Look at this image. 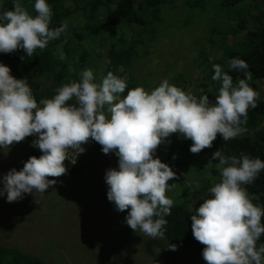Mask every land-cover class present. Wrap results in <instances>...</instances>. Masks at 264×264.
Returning a JSON list of instances; mask_svg holds the SVG:
<instances>
[{
	"label": "clouds",
	"instance_id": "9594fccd",
	"mask_svg": "<svg viewBox=\"0 0 264 264\" xmlns=\"http://www.w3.org/2000/svg\"><path fill=\"white\" fill-rule=\"evenodd\" d=\"M34 8L33 16L14 0L13 10L0 14V53L22 49L32 57L66 32L67 23L50 28L53 13L47 0H35ZM60 59L66 57L61 54ZM228 66L244 71L245 78L234 84L221 65H213L212 80L220 83L215 102L208 95L197 99L167 79L150 92L136 87L125 96L126 77L110 71L97 83L91 69L83 70L78 82L57 88L52 98L37 102L26 80L15 78L10 67L0 63V149L8 151L35 135L33 146L43 153L4 176L0 196L6 194L11 203L24 194L45 193L67 173L69 152L83 153V145L92 140L104 154L115 152L119 158L118 170L106 172L108 200L117 211H128L126 223L132 230L164 238L174 204L166 193L177 174L155 158L158 147L179 134L192 141L190 151L198 154L212 147L218 134L227 142L246 133L248 110L258 107L259 93L247 82V62L233 58ZM213 166L222 179L191 216L192 234L204 245L203 259L206 264H264V244L257 245L264 235V207L254 204L258 196L244 187L264 171V160L244 154L229 157L217 150L205 169ZM199 187L197 183L193 191ZM168 248L175 251L177 246Z\"/></svg>",
	"mask_w": 264,
	"mask_h": 264
},
{
	"label": "trees",
	"instance_id": "16d2710c",
	"mask_svg": "<svg viewBox=\"0 0 264 264\" xmlns=\"http://www.w3.org/2000/svg\"><path fill=\"white\" fill-rule=\"evenodd\" d=\"M220 1V8L204 13V5L209 3L208 0H47L53 13L50 28L67 23L66 32L50 41L45 49H37L32 57L26 56L22 49L9 54L0 53L15 78L26 80L37 102L52 98L56 89L63 84L78 82L83 70L91 69L94 73L98 54L96 47L102 48L100 51L105 57L104 76L111 71L121 78L126 77L125 96L136 87H143L150 92L167 79L170 84L197 99L208 95L210 101L215 102L220 83L212 80L215 74L213 65H221L232 76L235 84L238 79L245 78V72L230 69L228 62L233 58L247 62L246 71L251 73V80L247 82L259 93L258 107L249 108L247 124L243 125L250 133L227 142L218 134L212 147L198 154L190 151L192 141L180 135H172L158 147L155 158L172 167L177 176L169 181L174 187L166 193L174 204L171 215L166 217L165 237L146 243L145 249L150 254L167 243L176 245L187 255L203 258L204 245L192 234L191 216L196 214L204 199L210 198L209 188L222 179L215 166L205 169L217 150H222L229 157L235 155L239 158L244 154L264 160V89L261 90L258 85L264 82V0ZM20 2L27 11L30 10V14L36 15L35 0ZM13 7L14 0H0V14L13 10ZM184 11L189 12L185 20L192 19L197 24L192 31L205 35L193 39L195 69L191 73L177 72L167 67L169 69L165 77L155 80L150 73L139 79L136 65L144 57H149L155 45L176 33L188 32L183 24L177 26L178 22L184 21L183 18L179 19L180 13ZM204 17L208 19L204 20ZM61 54L66 59H60ZM68 103L74 104L75 100ZM88 144L100 145L92 140ZM29 155L40 157L43 153L33 147ZM216 162L213 161L214 165ZM65 166L67 173L59 179L81 177L87 170V163L79 157L71 160L68 156ZM197 183L200 187L193 191ZM244 187L250 195L258 196L253 203L264 207V171L253 184ZM101 196H107V193L102 192ZM113 208L116 210L114 204ZM116 212L126 221L128 211ZM260 244H264V235L257 242L258 246ZM0 264L48 263L18 248L0 246Z\"/></svg>",
	"mask_w": 264,
	"mask_h": 264
},
{
	"label": "rangeland",
	"instance_id": "374dc122",
	"mask_svg": "<svg viewBox=\"0 0 264 264\" xmlns=\"http://www.w3.org/2000/svg\"><path fill=\"white\" fill-rule=\"evenodd\" d=\"M208 1L204 13L221 7L220 0ZM188 14L181 12L179 19L184 21L177 23V26H186L188 32L176 33L155 45L149 57L136 65L139 79L151 73V78L158 80L167 76L169 68L193 72L196 53L193 39L205 35L192 31L197 24L192 19L185 20ZM100 50L101 47H96L94 77L97 83L105 77V57ZM213 50L218 54L215 48ZM0 63L6 65L1 57ZM258 85L264 89V82ZM36 139L35 135L29 136L5 150L7 152L0 149V181L13 168L23 169ZM83 147L85 151L79 155L71 151L68 154L71 160L78 157L85 160L87 170L83 176L56 178L57 183L45 193L24 194L22 199L11 203L6 194L0 196V246L18 248L48 264H206L203 258L187 255L179 248L171 250L167 243L148 253L145 246L153 238L132 230L119 217L114 203L107 196H101L102 192H108L107 170L119 168L118 156L115 152L104 154L100 145L87 143ZM0 188H3L2 183ZM159 239L163 240H154Z\"/></svg>",
	"mask_w": 264,
	"mask_h": 264
}]
</instances>
